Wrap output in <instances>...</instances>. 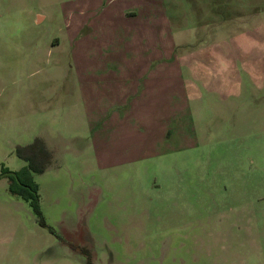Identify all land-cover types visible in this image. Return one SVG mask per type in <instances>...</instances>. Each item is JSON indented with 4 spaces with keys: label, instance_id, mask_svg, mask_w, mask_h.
Segmentation results:
<instances>
[{
    "label": "rangeland",
    "instance_id": "1",
    "mask_svg": "<svg viewBox=\"0 0 264 264\" xmlns=\"http://www.w3.org/2000/svg\"><path fill=\"white\" fill-rule=\"evenodd\" d=\"M85 1L97 9L0 0V173L25 166L15 146L36 137L38 160L52 154L33 173L39 213L0 176V264H264V0H114L164 14L167 73L134 137L132 101L113 107L107 143L108 123L93 129L77 105L75 71L60 83ZM117 33L99 47L128 51ZM157 112L166 132L153 137Z\"/></svg>",
    "mask_w": 264,
    "mask_h": 264
},
{
    "label": "crops",
    "instance_id": "2",
    "mask_svg": "<svg viewBox=\"0 0 264 264\" xmlns=\"http://www.w3.org/2000/svg\"><path fill=\"white\" fill-rule=\"evenodd\" d=\"M113 1H96L97 9L103 7V11L99 12L91 2H82L84 7L80 9L82 13L77 22L78 26L87 27V30L78 34L80 28L71 38L75 41L74 55L77 66L64 69L60 78V83L63 84L66 73H70L71 70L75 71L76 84L81 96L78 97L77 105L82 104L86 108L85 112L88 114V121L93 129L102 130L103 127L100 126L102 119L108 123L106 127L109 133L103 136L104 143L109 142L111 132L117 131L112 126L111 117L115 115L113 107L123 101L130 99L134 105V109L130 111V117L128 115L124 117V128L130 131L129 136L138 132V127H134L132 122H147L148 113L145 114L139 106L155 107L164 102L163 88L166 86L165 74L167 73L166 67L160 61L164 57L165 48L164 14L155 12L142 16L144 19H141L138 10L131 9L133 5H130V1L121 5ZM113 18L120 22L117 27L111 25ZM121 30L122 33H117ZM116 33L118 35L127 34L125 35L127 39H123V42L127 43L128 51L122 52L118 47L116 50V46L114 51L102 50L99 47L100 44L118 41L115 37ZM60 42L59 38L58 41L52 43L57 47ZM98 48L101 51L99 53L96 52ZM92 53L94 56L98 54L97 57H89ZM41 70L43 69L40 68L35 73ZM86 84L92 85L91 88L94 90L92 98L87 94ZM61 95L62 92L57 97L60 98ZM163 117L162 112H157V118L154 113V125L151 129L153 137L162 136L166 132L165 125L162 124ZM126 118H129V121ZM46 140L49 145L48 139Z\"/></svg>",
    "mask_w": 264,
    "mask_h": 264
},
{
    "label": "trees",
    "instance_id": "3",
    "mask_svg": "<svg viewBox=\"0 0 264 264\" xmlns=\"http://www.w3.org/2000/svg\"><path fill=\"white\" fill-rule=\"evenodd\" d=\"M41 142L43 145L45 144L42 138L36 137L32 142L26 145L17 144L15 146V152L18 156L24 158L27 164L19 169L7 170L0 173V176L7 174L11 177V184L9 187L11 192L27 200L36 213H39L40 210L38 192L36 189L37 184L33 179V173L42 172L49 164L52 157L51 152L47 150L45 159L42 161L38 160L41 156L38 151V144ZM42 154H45V152Z\"/></svg>",
    "mask_w": 264,
    "mask_h": 264
},
{
    "label": "flooded vegetation",
    "instance_id": "4",
    "mask_svg": "<svg viewBox=\"0 0 264 264\" xmlns=\"http://www.w3.org/2000/svg\"><path fill=\"white\" fill-rule=\"evenodd\" d=\"M220 219H222V216H220Z\"/></svg>",
    "mask_w": 264,
    "mask_h": 264
}]
</instances>
